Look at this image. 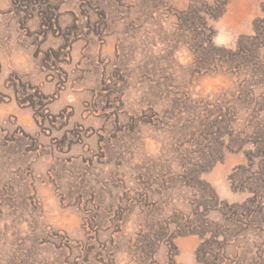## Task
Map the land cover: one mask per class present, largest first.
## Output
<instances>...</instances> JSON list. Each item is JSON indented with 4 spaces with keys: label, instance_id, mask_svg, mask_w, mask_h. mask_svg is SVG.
I'll use <instances>...</instances> for the list:
<instances>
[{
    "label": "rangeland",
    "instance_id": "obj_1",
    "mask_svg": "<svg viewBox=\"0 0 264 264\" xmlns=\"http://www.w3.org/2000/svg\"><path fill=\"white\" fill-rule=\"evenodd\" d=\"M264 264V0H0V264Z\"/></svg>",
    "mask_w": 264,
    "mask_h": 264
},
{
    "label": "trees",
    "instance_id": "obj_2",
    "mask_svg": "<svg viewBox=\"0 0 264 264\" xmlns=\"http://www.w3.org/2000/svg\"><path fill=\"white\" fill-rule=\"evenodd\" d=\"M169 264H174V262L171 261V263L169 262Z\"/></svg>",
    "mask_w": 264,
    "mask_h": 264
}]
</instances>
